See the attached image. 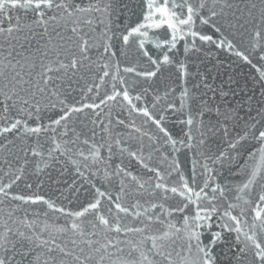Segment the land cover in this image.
Returning <instances> with one entry per match:
<instances>
[{"label":"snow or ice","instance_id":"6c2138e0","mask_svg":"<svg viewBox=\"0 0 264 264\" xmlns=\"http://www.w3.org/2000/svg\"><path fill=\"white\" fill-rule=\"evenodd\" d=\"M0 264H264V0H0Z\"/></svg>","mask_w":264,"mask_h":264}]
</instances>
